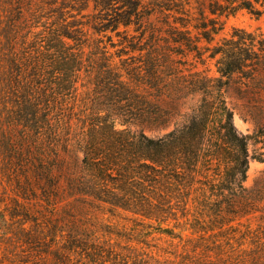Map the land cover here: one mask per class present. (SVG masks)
<instances>
[{"label":"trees","instance_id":"16d2710c","mask_svg":"<svg viewBox=\"0 0 264 264\" xmlns=\"http://www.w3.org/2000/svg\"><path fill=\"white\" fill-rule=\"evenodd\" d=\"M196 2L193 7L190 0H110L113 32L132 24L139 31L155 13L168 26L166 37L155 44L130 45L140 58L123 60L121 66L106 52L87 55L77 48L83 43L72 39L76 43L69 45L60 34L53 33L48 44L47 36L40 41L25 64L28 88L20 110L23 127L31 124L38 136L29 137L22 129L27 136L20 147L27 144L34 181L44 182L46 199L89 198L111 211L162 222L169 217L161 219L165 215L178 219L180 212L185 225L209 231L235 229L234 223L241 225V219L257 212L264 221V208L255 205L264 200V181L252 190L242 187L249 167L248 139L235 127L225 99L233 75L254 80L264 74V33L235 30L212 46L221 30L216 28L218 18L243 9L259 18L264 11L255 4L264 6V0ZM170 18L180 27L171 25ZM125 54L121 51L118 57ZM208 61H215L218 77L198 70ZM84 79L94 86L95 96L89 105L73 101L70 111L78 106L90 114L60 117L63 102L77 94L75 85ZM182 109L187 111L182 114ZM54 110L58 118L51 116ZM75 116L84 126L73 128ZM178 116L186 122H175L166 135L144 133L167 128ZM137 126L139 131L132 129ZM59 150L65 158L59 159ZM227 250L219 244L214 255H235L232 248ZM200 257L212 255L205 251ZM225 261L219 264H231Z\"/></svg>","mask_w":264,"mask_h":264},{"label":"rangeland","instance_id":"374dc122","mask_svg":"<svg viewBox=\"0 0 264 264\" xmlns=\"http://www.w3.org/2000/svg\"><path fill=\"white\" fill-rule=\"evenodd\" d=\"M190 1L196 7V1L204 0ZM255 6L264 11L261 4ZM173 20L169 19L171 25ZM164 21L163 16L155 13L143 21L139 31L132 24L127 28L121 25L113 32L110 0H0V264H219L222 259L231 264H264L261 212L241 219V225L234 223L235 229L209 231L185 225L179 219L180 212L178 219L165 215L161 219L169 217L162 222L111 211L110 206L89 198L74 201L53 196L48 200L42 190L44 182L39 185L34 181L36 175L28 162L27 144L20 147V141L27 136L22 129L29 137L38 136L29 122L27 128L23 127L20 110L24 89L28 88L23 78L25 64L44 37L47 36L48 44L55 39L53 33L60 34L69 45L83 43L77 48L83 47L87 55L106 52L121 66L123 60L140 58V51L131 50L130 45L148 47L166 37L168 26ZM216 28L221 30L214 35L212 46L229 38L235 30L264 33V13L258 18L248 10H239L235 15L218 18ZM121 51L126 54L120 58ZM198 70L219 76L215 61L198 65ZM86 83L84 79L75 85L77 94L66 104L63 102L60 117L67 120L72 113L81 118L90 114V110L81 113L83 109L78 106L70 111L73 101L91 104L94 86ZM225 99L235 127L248 139L250 159L242 187L252 190L257 182L264 181V74L254 80L233 75ZM186 111L182 109V114ZM57 114L54 110L51 116L58 118ZM76 118L71 121L73 128L84 126ZM175 122L182 126L186 120L178 116L167 128L145 129L144 133L150 137L164 136L174 129ZM132 129L139 131L140 127ZM58 152L59 159L65 158L62 150ZM255 205L264 208V200ZM227 242L231 245H225ZM219 244L227 251L235 250V255L216 257L215 247ZM205 251L212 257H200Z\"/></svg>","mask_w":264,"mask_h":264}]
</instances>
